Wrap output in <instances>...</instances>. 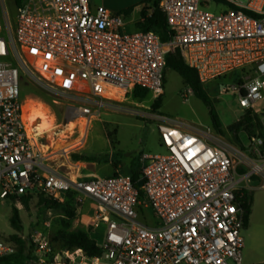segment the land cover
<instances>
[{
    "label": "built area",
    "instance_id": "obj_1",
    "mask_svg": "<svg viewBox=\"0 0 264 264\" xmlns=\"http://www.w3.org/2000/svg\"><path fill=\"white\" fill-rule=\"evenodd\" d=\"M215 3L227 9L206 10ZM160 5L172 32L168 42L153 32H128L123 14L92 0H24L15 26L5 19L4 34L0 25V201L19 204L22 197L42 195L64 203L71 194L77 206L94 205L92 224L104 228L97 241L102 255L93 257L80 248L54 251L45 223L31 235L23 264H244L241 195L253 178H264L263 136L240 149L209 131L131 110L157 122L166 151L140 157L142 200L130 176L72 177L51 168L53 147L46 150L42 141H55L60 132L37 135L36 124L29 128L25 118L24 76L49 83L70 101L67 116L81 142L103 111H129L124 103L136 87L152 99L163 95L166 56L179 49L204 85L239 72L232 93L264 131V112L254 110L264 99V0ZM65 153L62 148L60 156ZM141 207L152 209L155 225L146 222ZM18 252L16 242L0 238V264Z\"/></svg>",
    "mask_w": 264,
    "mask_h": 264
},
{
    "label": "rangeland",
    "instance_id": "obj_2",
    "mask_svg": "<svg viewBox=\"0 0 264 264\" xmlns=\"http://www.w3.org/2000/svg\"><path fill=\"white\" fill-rule=\"evenodd\" d=\"M92 2L96 5H104L111 12L123 14L127 22L128 32L136 30L135 27L140 19L141 9L147 5L145 3L146 0H92ZM0 4L2 6L0 25L3 26L5 34V19H7L8 24L15 26L18 6L15 0H0ZM226 9L227 6L224 4L215 3L206 10L212 13H220ZM237 74L239 72L212 80L204 86L218 114L223 131L222 134H219L214 129L207 106L194 94H189L188 87L184 85L181 76L172 69L166 70L164 93L162 95L161 106L158 110H154L152 107L156 99L149 97L145 100H139L135 99L132 94H129L124 103L129 111H119L116 109L115 112L103 111L100 117L92 122L88 136L86 135L81 142V133L78 131L73 133L72 131L76 122L68 125L71 122L67 116V105L70 101L66 97L61 96L49 83L37 81L26 76L22 78L21 90L24 93V97L29 99V102L46 104L50 115L54 117V124H57V128L55 126L48 134L51 135V138L54 131L60 132V135L55 137V141L51 139L43 140L42 142L46 144V150L48 149L47 146L53 147L49 149V154H51L49 162L51 165L57 167L55 165L57 158H61V161L67 159L73 160V155L87 156V154H94L97 158L96 161L100 163L107 162L108 159H112L113 161L119 159L120 156L117 154L115 157H112L110 150H107V153H105L102 140L97 138V135L101 133L100 131L103 130L104 126L113 135L112 140L119 142L122 156L128 154L132 157H138V153L165 154L166 151L161 145L160 136L157 131V122L154 119L133 115L129 113L131 110L163 115L177 122L184 123L186 126L202 131H209L223 141L240 149L246 148L249 144V137L244 126L240 130L235 128V125L244 115L243 110L238 105V95L232 93L231 90V86L235 82V75ZM254 110L257 114L264 112V99L255 105ZM78 122L82 124L80 128L83 129V121ZM62 148L66 150V153L61 157ZM60 169L65 170L66 168L60 167ZM109 169L110 167L107 166L104 168V171ZM104 174L102 173L103 177L106 176ZM261 184L264 185V178L255 177L249 187V190L253 192V203L249 226L242 231L244 264L248 260H252L256 264H264V187L259 188ZM39 200V197L34 196L29 202L28 207H25L22 201L19 204L15 200L0 201V238L10 239L12 235H19L25 241L26 247H28L33 232L36 229L45 228V223H48L49 227L45 229L50 234L54 251L67 250L60 247L57 239L62 232L79 229L74 226L75 219L70 220L62 211L45 209L39 204ZM14 206L19 209L23 226L20 232L15 230L10 224V217ZM141 212L148 224L155 225L157 221L153 217L151 208L141 207ZM67 222L72 223L71 227L65 226ZM85 222L86 218L83 220V224ZM103 234L104 229L100 228L93 231L91 235L98 242H101Z\"/></svg>",
    "mask_w": 264,
    "mask_h": 264
},
{
    "label": "trees",
    "instance_id": "obj_3",
    "mask_svg": "<svg viewBox=\"0 0 264 264\" xmlns=\"http://www.w3.org/2000/svg\"><path fill=\"white\" fill-rule=\"evenodd\" d=\"M24 0H15L16 5L19 7ZM147 5L143 7L140 12V19L136 24V29L144 31V32H153L157 34L163 42H168L172 37V32L170 31L166 14L161 7V0H146ZM167 67L166 70L172 69L177 72L185 86L191 88L193 90L194 95L203 101V103L207 106L209 110V115L211 118L212 125L214 129L222 134V128L220 125L218 114L212 104V101L205 89V85L200 81L198 74L194 68L189 67L183 57L179 49L171 50L167 56ZM165 70V73H166ZM239 76V74L235 75V79ZM164 77V84H165ZM22 96L24 93L21 90ZM135 99L145 100L151 97V94L148 90L140 87H136L132 93ZM152 98V97H151ZM162 95L158 97L152 107L154 110H158L161 106ZM245 128L247 132V136L249 138L253 136H263L264 131L261 125V121L259 117L251 110H247L244 112L242 119L235 125L237 130H240L241 127ZM110 140H112L113 135L111 133L108 134ZM113 142V141H112ZM73 160L75 161H92L93 157L82 156V155H73ZM133 182L136 186H138V181L140 180V176L137 173L132 177ZM140 198L144 199V194L139 188ZM39 204H41L45 209H51L55 211H62L70 220H74L76 218V210L69 203H60L55 200H51L45 198L44 196H39ZM32 197H22L21 201L25 207H28L29 202ZM242 206L245 210V229L248 228L250 222L251 208L253 203V192L251 190H244L241 195ZM11 226L20 232L23 229L22 222L19 215V209L17 207H13L12 215L10 217ZM71 222H67L65 224L66 227H71ZM10 240L16 242L19 246V252L17 255L4 259V262L8 264H23V260L25 257V249L26 243L23 241L19 235H12ZM58 243L61 248H65L67 250H74L77 248L83 249L88 255L93 257H99L102 255V249L97 246V240L91 235V233H87L81 229H75L70 232H62L58 237ZM54 249V247H53Z\"/></svg>",
    "mask_w": 264,
    "mask_h": 264
},
{
    "label": "crops",
    "instance_id": "obj_4",
    "mask_svg": "<svg viewBox=\"0 0 264 264\" xmlns=\"http://www.w3.org/2000/svg\"><path fill=\"white\" fill-rule=\"evenodd\" d=\"M137 24V23H136ZM136 29V27H135ZM107 112H115V110L108 109L105 110ZM91 125L88 128L87 136L89 133ZM101 133L97 135V138L102 140L104 147L103 150L106 151L110 150V155L112 157H115V155H119V159L116 161H113L112 159H108L107 162L100 163L96 161V156L94 154H87L88 157H93L94 160L92 161H75V160H62L61 158H57L56 166L51 165L50 162L48 165L60 172L69 173L72 177H103L102 173L109 177L115 174H121L133 177L137 173L140 176L141 171V161L140 157L144 153H138V157H132L131 155L126 154V156H122L121 151L119 149V142L110 140L108 134L110 133L107 130V127H103V130L100 131ZM113 141V142H112ZM109 166V170H105L104 168ZM60 167H65V170L60 169ZM74 168L77 169V171L74 170ZM64 203L71 204L75 210H76V218H75V227H78L79 229L89 232L92 234L93 231L98 230L100 228L104 229L103 227L95 228L92 224L93 222V216H94V205L90 202H86L82 206H77L73 202V195L69 194L67 198L65 199ZM86 218L85 224H83V220ZM246 264H256V262L252 260H248Z\"/></svg>",
    "mask_w": 264,
    "mask_h": 264
},
{
    "label": "bare ground",
    "instance_id": "obj_5",
    "mask_svg": "<svg viewBox=\"0 0 264 264\" xmlns=\"http://www.w3.org/2000/svg\"><path fill=\"white\" fill-rule=\"evenodd\" d=\"M26 121L28 127L31 128L36 124L37 135H43L51 132L54 127V117L50 115L49 108L46 104L32 103L27 101L26 107ZM75 121H71L68 125L73 124Z\"/></svg>",
    "mask_w": 264,
    "mask_h": 264
},
{
    "label": "water",
    "instance_id": "obj_6",
    "mask_svg": "<svg viewBox=\"0 0 264 264\" xmlns=\"http://www.w3.org/2000/svg\"><path fill=\"white\" fill-rule=\"evenodd\" d=\"M137 185H138V187L141 188L143 186V182L142 181H138V184Z\"/></svg>",
    "mask_w": 264,
    "mask_h": 264
}]
</instances>
